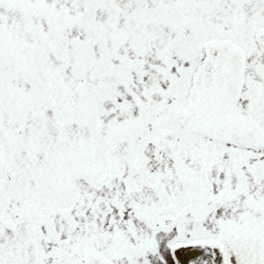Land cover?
<instances>
[{"label": "snow or ice", "instance_id": "obj_1", "mask_svg": "<svg viewBox=\"0 0 264 264\" xmlns=\"http://www.w3.org/2000/svg\"><path fill=\"white\" fill-rule=\"evenodd\" d=\"M0 264H264V0H0Z\"/></svg>", "mask_w": 264, "mask_h": 264}]
</instances>
